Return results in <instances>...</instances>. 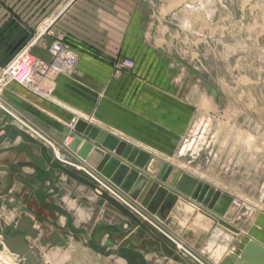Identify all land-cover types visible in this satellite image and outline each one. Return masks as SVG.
<instances>
[{"label": "crops", "instance_id": "obj_1", "mask_svg": "<svg viewBox=\"0 0 264 264\" xmlns=\"http://www.w3.org/2000/svg\"><path fill=\"white\" fill-rule=\"evenodd\" d=\"M191 1L0 0V51L20 44L39 16H56L43 27L47 31L32 55L49 61L47 48L60 39L78 56L80 75L59 76L51 100L15 83L0 95V190L8 184L16 200L14 225L26 218L38 233L26 241L38 250L42 264H189L170 260L160 237L145 226L135 229L127 212L98 197L92 183H77L72 170L56 158V151L59 157L68 153L61 152L50 129L61 132L84 120L202 180L173 162L199 107L187 95L193 90L168 65L176 62L173 43L180 36L174 29L178 21L167 20L178 10L184 13L183 5ZM124 60L134 68L118 69L116 64ZM51 184L58 195L47 190ZM259 227L254 226L255 237Z\"/></svg>", "mask_w": 264, "mask_h": 264}, {"label": "rangeland", "instance_id": "obj_2", "mask_svg": "<svg viewBox=\"0 0 264 264\" xmlns=\"http://www.w3.org/2000/svg\"><path fill=\"white\" fill-rule=\"evenodd\" d=\"M192 1L183 5L184 13L178 10L167 20L178 21L174 29L180 36L173 43V50L178 52L176 62L168 65L180 76L183 86L193 90L192 94L187 91V95L199 107L173 162L231 195L240 204L244 203L241 207L235 203L230 205L224 220L241 234L254 239V226L264 224V0ZM190 6H198L190 11L194 14L187 13L186 7ZM21 17L31 22L30 17ZM52 17L39 16L38 22L30 23L33 29H29L20 44L1 48L0 52L5 50V57L0 69L38 33L39 41L47 31L43 27L49 23H44L38 31L36 27ZM38 41L31 46V52ZM39 135L47 139L41 133ZM53 148L58 146L53 145ZM61 155L59 158L69 168L79 166L64 152ZM86 171L98 179L97 175ZM52 185L47 190L58 195ZM107 186L118 194L110 184ZM92 190L101 198L98 187ZM11 193L8 184L0 190V232L15 223L12 216L16 200ZM118 195L137 209L146 221L153 223L157 232L160 229L181 243L184 250L201 264H210L200 251L174 234L173 229L166 228L139 204ZM98 229L101 225L94 226L92 233ZM149 244L150 247L155 245L151 241ZM1 246L0 242V249ZM106 246H111V242ZM171 252H174L173 248Z\"/></svg>", "mask_w": 264, "mask_h": 264}, {"label": "water", "instance_id": "obj_3", "mask_svg": "<svg viewBox=\"0 0 264 264\" xmlns=\"http://www.w3.org/2000/svg\"><path fill=\"white\" fill-rule=\"evenodd\" d=\"M50 130L60 144L71 139L61 149L77 165L108 180L132 203L200 249L212 264H264V244L224 220L234 204L232 196L84 120L61 132ZM72 178L83 182L77 170H72ZM37 236L24 218L0 232V241L22 264H42L38 250L26 241Z\"/></svg>", "mask_w": 264, "mask_h": 264}, {"label": "built area", "instance_id": "obj_4", "mask_svg": "<svg viewBox=\"0 0 264 264\" xmlns=\"http://www.w3.org/2000/svg\"><path fill=\"white\" fill-rule=\"evenodd\" d=\"M197 7L190 6L186 7V9L194 11ZM55 18L56 16H53L45 20L39 28L44 23H49V26ZM39 38L38 33L36 38L27 47L19 51L0 69V95L10 83H15L34 96L44 100H51L55 93L56 82L59 76L72 77L80 75L77 69L78 56L63 40L57 39L50 43L47 48L50 56L49 61H44L33 56L30 48ZM133 66L134 64L129 60H124L116 64V67L122 70H130ZM3 248L1 246V249ZM0 264H22V262L16 256L11 258L6 252H2L0 253Z\"/></svg>", "mask_w": 264, "mask_h": 264}, {"label": "bare ground", "instance_id": "obj_5", "mask_svg": "<svg viewBox=\"0 0 264 264\" xmlns=\"http://www.w3.org/2000/svg\"><path fill=\"white\" fill-rule=\"evenodd\" d=\"M24 126H25V128H27L26 125H24ZM67 140L63 144H60V143L58 144L57 143L58 146L61 147V148L63 147V149H64V147H66L68 145ZM55 156H56V158L58 160H60L61 162L65 163L63 160H61L59 158V152L58 151L55 152ZM66 158H68V157H66ZM72 167H74V169H72ZM72 167L70 166L71 170H77V171L81 172L80 175H81L83 181L85 182V185L88 186L89 183H93L96 187H98L100 189L101 194H106L107 198L106 199L102 198L103 200L108 201V202H110V200H111V202L113 201V202L117 203V205L119 206V208H121L123 210L125 209V211H127L126 218H128V220L131 222V224H134L135 229H137V228H143V226H145V227H148L152 232H154L158 237L161 238L162 236L163 237L165 236L164 238L162 237L165 240V241H163L164 244L162 245V247H165V250H167L168 252H170L169 253L170 260H172L173 262H178V263H179V261H183L184 260V261L188 262L189 264H201L200 261L197 258H195L194 256L190 255L188 252H186L184 250V248L181 246L182 245L181 243H178L174 239H172L169 236L163 234L160 231V229H159V232H157L156 230H158V228L153 223L146 221V219L138 212L137 209H135L128 202H126L122 198V196H119L118 194H114L112 191H110L109 188H108V186L105 183H103L102 181H100L97 178H95L94 176H92L86 170H82V168L80 166H72ZM238 202L233 199V203H235L239 207H241L243 204L242 203L241 204H238ZM148 214L151 215L150 213H148ZM259 228L261 229L260 236L259 237H255L254 236V238L257 239V240H259V241H261L264 244V224L261 225ZM172 248L174 249V252H171V249ZM2 252H6L11 258H14L15 257V256L9 254L5 248H3V249L0 250V253H2ZM184 256L189 257V259H186Z\"/></svg>", "mask_w": 264, "mask_h": 264}]
</instances>
